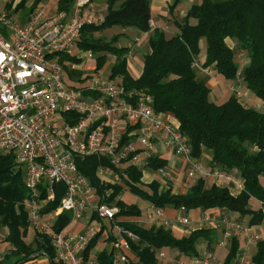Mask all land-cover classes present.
<instances>
[{
  "label": "trees",
  "instance_id": "obj_1",
  "mask_svg": "<svg viewBox=\"0 0 264 264\" xmlns=\"http://www.w3.org/2000/svg\"><path fill=\"white\" fill-rule=\"evenodd\" d=\"M14 1L10 0L7 6ZM74 1L58 0L56 10L70 13ZM149 1L105 0L107 10L103 20L96 24H85L76 47L91 50L98 68L105 65L108 54L114 56L109 76L119 77L127 90L150 96L156 111L172 115L178 121L179 130L188 138L193 157L198 158L207 151L211 155L212 167L230 173L236 171L244 186L237 195H233L226 187L215 184L206 187L204 181L198 179L183 193H173L170 188L158 191L156 184H151V191L148 192L141 187V169L131 165L122 169L115 167L120 181L156 207H184L186 210L227 208L239 217L248 216L249 226L259 224L263 212L261 208L253 209L249 202L255 198L264 204V111L244 106L235 92L223 102L212 101L207 75L202 68L211 65L217 74L231 82H235L239 72L247 91L264 103V0H199L191 5L181 20L174 19L178 32L171 36H166L159 28L151 30ZM25 2L17 1L14 10L22 8ZM41 2L43 0H32L28 11ZM29 12L23 15V20H26ZM114 25L150 31V52L144 55L143 70L137 78H133L127 69L128 47L116 44L121 33L112 35L108 41L94 36L95 32ZM202 37L206 40L205 60L197 64L199 40ZM227 38L235 41L233 47L227 44ZM243 56L246 64L239 68L236 57L241 59ZM60 60L64 62L68 79L77 81L76 77L82 71L68 69L65 62L78 63L80 59L62 53ZM75 161L78 170L94 187L99 201L118 208L115 220L141 215L137 205L121 201V185L101 182L98 168L109 165L106 157L77 156ZM165 164V159L160 155L152 154L148 170L154 171ZM27 195L23 174L15 168L13 155L0 153V228L5 229L4 240L10 244L9 252L0 259V264L4 259H10V264H24L41 255L51 259L52 264H62L56 260L48 234L37 231L31 241H25L29 221L22 201ZM61 196L62 190H57L55 198L42 211L56 208ZM70 219L67 211L59 214L54 222L55 230L66 226ZM116 223L135 235L134 239L128 238L129 261L122 264H160L157 252L164 247L176 249L188 257H199L197 244L205 240L209 245L215 237L212 227H202L177 237L164 224L144 227L132 220ZM101 231L102 227L85 251L86 255ZM254 243L256 251L251 256V264H264V239ZM238 249L239 240L235 233L230 238L222 264L235 262ZM40 250L44 253L40 254ZM97 259L99 264H112V250L109 253L100 251Z\"/></svg>",
  "mask_w": 264,
  "mask_h": 264
},
{
  "label": "built area",
  "instance_id": "obj_2",
  "mask_svg": "<svg viewBox=\"0 0 264 264\" xmlns=\"http://www.w3.org/2000/svg\"><path fill=\"white\" fill-rule=\"evenodd\" d=\"M91 6V0H75L70 13H48L43 4H37L24 21L0 12V153L13 155L28 191L22 206L29 225L48 234L56 260L62 264H99L93 247L85 254L101 230L94 221H115L118 211L114 204L99 201L89 179L77 168V156L106 157L109 165L100 166L98 176L101 182L112 184L121 182L115 167L146 170L150 156L159 155L162 149L173 150L185 163L188 177L233 179L230 172L203 167L191 154L188 138L154 109L150 96L127 90L120 80L104 79L96 67L86 76L90 85L77 88L70 83L60 55H72L85 24L103 20L104 16L95 17ZM154 171L164 189L179 180L166 165ZM236 186L243 189V180ZM57 190H62L57 207L43 212ZM64 211L70 213V222L55 230L54 222ZM162 215L163 208L152 207L155 219ZM204 218L219 225L211 215ZM179 220L190 222L187 216ZM73 223L80 228L68 230ZM223 224L220 245H227L238 231H247L236 219ZM117 226L120 236L114 240L112 264L129 261L128 238H135L131 231ZM244 239L249 244L258 236L246 233ZM200 261L217 263L215 255L209 254L202 259H180L177 264ZM238 264L249 262L240 260Z\"/></svg>",
  "mask_w": 264,
  "mask_h": 264
},
{
  "label": "crops",
  "instance_id": "obj_3",
  "mask_svg": "<svg viewBox=\"0 0 264 264\" xmlns=\"http://www.w3.org/2000/svg\"><path fill=\"white\" fill-rule=\"evenodd\" d=\"M44 3H48V0H43ZM197 1L195 0H150V13H151V30L154 28H159L165 32V30H168L171 27V24H174V17L177 16V18L183 17L188 9L191 7L193 3ZM97 5V4H94ZM106 12L102 14V17L105 15ZM191 22L193 23L194 20L191 19ZM118 26V25H115ZM176 26V25H175ZM172 31V30H171ZM178 32V28L175 29L174 34ZM121 33L120 38L117 40L116 44L118 46H126L129 49V52L127 54V69L130 75L133 78H137L140 76L143 70V57L146 53L150 52V47L148 44V38L150 31H140L134 27H120L118 26V29L113 33L117 34ZM112 34V35H113ZM168 36V35H166ZM226 42L229 46L233 47L235 44V41L233 39L227 38ZM205 54L200 56H197L196 61L198 64H202L205 60ZM245 60V59H244ZM243 60V61H244ZM246 61V60H245ZM114 62V59L112 58L111 63ZM203 72L207 75V84L210 88L209 98L214 101L216 100V96L212 95L213 91L215 92L217 89L219 92H222L234 84V82L227 81L221 75L217 74L213 67L207 66L202 68ZM219 80V81H218ZM246 89V88H245ZM247 91V89H246ZM249 92V91H248ZM248 99L246 101L241 100L239 101L246 107H252L256 109H260L264 111V103L259 100L258 98H255L251 95V93H248ZM254 102V105H252ZM167 120L171 122L174 125L178 126V121L172 116V115H165ZM161 158L165 159L166 166L174 173H176L179 176V180L175 185L170 187V190L173 193H183L187 189H189L198 179H202L204 181V184L206 187H210L211 185L215 184L219 187H226L229 192L233 195H237L241 189H238L236 186V182L241 179V177L237 174V172H233V179H221L217 180L213 176L203 177V176H197V177H188L186 173V167L185 163L178 157L175 156L172 149H162L161 153L159 154ZM197 160L201 163L203 167L206 168H212L210 165L211 155L204 151L200 155V157L197 158ZM142 176H141V182L147 186H150L151 184H156L158 191L164 190L161 183L158 180V176L156 175L155 171L151 170H141ZM263 183H264V177H263ZM143 187V186H142ZM144 188V187H143ZM250 206L253 209L261 208L263 212V219L259 224L255 225H248V216L239 217L237 213L230 211L227 208H215V209H207L202 210L200 208H194L190 210L181 209V208H174L172 206H166L163 208V215L160 216L158 219H155L154 216H152V207L153 205L149 203V211L150 215H140L137 217L130 216V217H124L120 218V220H132L137 222L138 224H141L144 227H150L151 225H160L164 224L165 227L170 228L173 232V234L177 237H181L183 235H187L190 233V231L195 229H200L202 227H212L215 230V237L213 241L208 245L205 240H201L197 244L198 252H199V259H202L203 256H207L209 254L215 255L217 259V263L219 262L218 252H221L223 249L224 254L226 256L228 252V244L227 245H220L219 242L222 239V232L223 228H221L219 225L223 224L224 220H238L243 221L244 226L247 227V231H238V240H239V249L236 254L235 262L234 264H238L240 260L248 261L249 264H251V256L256 251V245L255 243H246L244 239V235L246 233L249 234H255L258 236V239H264V204H262L259 200L255 198L250 199ZM139 208V206H138ZM140 209V208H139ZM205 215H211L217 219V223L213 221H207L205 220ZM180 216H187L190 219V222L188 224H184L179 220ZM73 227L70 230H78L80 228V224L73 223L71 224ZM70 225V226H71ZM2 229V228H0ZM5 230V229H4ZM246 232V233H245ZM1 233V232H0ZM4 234V233H3ZM6 234V231H5ZM4 234V235H5ZM4 240V236L0 235V241ZM254 246L255 250H251V247ZM10 246L6 249L5 253L0 256V259L3 258V256L9 252ZM165 248H161L157 252V258L159 253H164ZM169 249V248H168ZM167 251V250H166ZM170 254L165 260L163 259V264H177V261L180 259L183 260H190L191 257L185 256L182 253H180L176 249H171ZM176 259V260H175ZM160 262V259H158ZM10 259H4L3 264H10ZM195 264H202V262H198Z\"/></svg>",
  "mask_w": 264,
  "mask_h": 264
},
{
  "label": "rangeland",
  "instance_id": "obj_4",
  "mask_svg": "<svg viewBox=\"0 0 264 264\" xmlns=\"http://www.w3.org/2000/svg\"><path fill=\"white\" fill-rule=\"evenodd\" d=\"M9 1L10 0H0V12L6 13L12 19L24 21L23 15L26 14L27 12H29L28 10H30L29 7L31 6L30 4H31L32 0H26L24 6L22 8H20L19 10H16V11L14 10L15 4L19 0H15L11 6H7ZM57 1L58 0H48V3L41 2L39 4L40 5L43 4L45 10L48 13H53L56 11ZM195 1L198 2L199 0H195ZM91 2H92V6L89 8V10H93L92 12L95 14L96 18H99L100 16H102V14L104 12H106L107 4H106L105 0H91ZM94 4H97V5H94ZM28 14H27V16H28ZM173 17H174V19H178V20H181V18H182V17L177 18V16L176 17L173 16ZM176 28L177 27L175 26V24H171V27L168 30H165V34L168 36L173 35ZM117 29H118V26L114 25V26H111L109 28H105L103 30L95 32L94 36L100 37L104 41H108L111 39L112 34ZM199 48H200V50H199L198 56L201 57V55H203L206 51V40L204 37H202L199 40ZM71 54L77 56L80 59V62H78V63L77 62H73V63L72 62L71 63L65 62V63H67L66 65L68 66V69L82 71V73L79 74L78 77H76L78 79L77 81L71 80L70 83L77 88H83V87L90 85L89 80L87 79L86 76L89 74V72H92V70L96 67L95 54L91 50H80L77 47H74L71 50ZM112 58L114 59V56H112L111 54H108V59H107L105 65L103 67H99V68L96 67V68L101 70L104 79L110 78V79L115 80V81L120 80L119 77H110L109 76V70H110V67L112 64L111 63ZM244 59H245L244 56L241 59H238V57H236L237 63L239 64V68L244 67V65L246 64V61ZM196 63L198 64L197 61H196ZM73 66H75V67L73 68ZM80 66H82L81 67L82 69L80 68ZM233 92H235L236 96L238 98H240L241 100L246 101L248 99V96H249L248 93L249 92L246 91L244 83L242 82V79H241L239 74L237 75V78H236L234 84L232 85V87H230L228 89L225 88V90L222 92H219V90L217 89L215 92L213 91L212 95L216 96L215 101L223 102ZM252 103H253L252 105H254V102H252ZM146 170H148V169H146ZM103 183H109V182L103 181ZM119 185L122 186V188H121L122 190H121V193L119 195V198L121 199L122 202H124L126 204H135V205L139 206L141 215H145V216L150 215V211H149V203L150 202L147 199H145L144 196H142L141 194H139L137 192L132 191L127 186L123 185L122 182H120ZM141 187L148 192L151 191V187L147 186L143 183H141ZM110 191L111 190H109L107 193L109 194ZM120 218L122 219L124 217H118L115 221L114 220L112 221L110 219H103L102 221H100V220L94 221L97 225H99L100 228L102 227V231L99 233L97 241L93 246V249H94L96 254H98L102 250H106L108 253L112 250L115 238L120 236V232L118 230V226L116 223V221H120ZM240 222H243V221H240ZM219 226L223 229L225 228V224H220ZM72 227H73L72 225L69 226L68 230L71 229ZM0 232H1L0 235L5 237V235H4L5 230L0 229ZM36 232H37V230L34 227H32L31 225H28L27 230H26L25 241H28V242L31 241L34 238ZM39 233H42V232H39ZM111 237H113V238H111ZM9 246H10V244L8 241H6V240L0 241V256H2L5 253L6 249ZM171 249H173V248L168 249V247H167V249H164V251H163L164 253H162L163 255H161L160 253L158 254L159 255L158 259H160V262H159L160 264H163L164 263L163 259L165 260L170 255L168 253H170ZM251 250L254 251L255 247L252 246ZM224 251L225 250L223 249L221 252H218V257H217L219 259L218 264H222V262L225 258ZM116 256L118 258H120L121 251L117 250ZM202 258H204V256ZM24 264H49V262H48V259L44 255H41V256L36 257L35 259H32L30 261L25 262ZM232 264H234V262Z\"/></svg>",
  "mask_w": 264,
  "mask_h": 264
},
{
  "label": "water",
  "instance_id": "obj_5",
  "mask_svg": "<svg viewBox=\"0 0 264 264\" xmlns=\"http://www.w3.org/2000/svg\"><path fill=\"white\" fill-rule=\"evenodd\" d=\"M39 253L42 254V253H44V251L43 250H40ZM48 262H49V264H52V261L49 258H48Z\"/></svg>",
  "mask_w": 264,
  "mask_h": 264
}]
</instances>
